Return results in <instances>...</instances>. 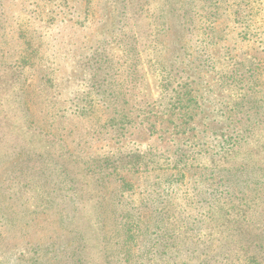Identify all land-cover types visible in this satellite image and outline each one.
Instances as JSON below:
<instances>
[{
    "label": "rangeland",
    "instance_id": "374dc122",
    "mask_svg": "<svg viewBox=\"0 0 264 264\" xmlns=\"http://www.w3.org/2000/svg\"><path fill=\"white\" fill-rule=\"evenodd\" d=\"M262 131L264 0H0V264H202L135 224L242 220Z\"/></svg>",
    "mask_w": 264,
    "mask_h": 264
},
{
    "label": "trees",
    "instance_id": "16d2710c",
    "mask_svg": "<svg viewBox=\"0 0 264 264\" xmlns=\"http://www.w3.org/2000/svg\"><path fill=\"white\" fill-rule=\"evenodd\" d=\"M8 63V62H5ZM17 63V62H16ZM11 64V63H10ZM9 64L8 69L15 70L18 72L19 68L17 64ZM102 71V67L97 70L94 78H98L100 72ZM113 78L112 76H108ZM104 88L101 84H98L95 87V91H97L98 95L101 97L100 101L104 103L107 99L106 92L103 90ZM115 92V91H114ZM115 94H112L111 98L115 97ZM264 131L259 135V143L258 147L253 149L250 155L256 156L258 160V166L261 167L262 177L259 180H255L252 186H244L243 188H238L239 197L233 199L229 197L227 202L233 203L229 204L230 208L234 207L237 210V214H242L243 219H239V217H229L227 213V208L224 210V218L220 223H217L215 228H212L213 225L208 224L206 227L209 230V238L204 239L194 236L193 232L197 231L195 224H187L185 227H177L169 229L164 228L166 225L162 224H148V223H136L135 228L139 232L147 233L152 227L156 229L154 232L155 238L152 239L154 244L150 246L151 253L153 254L155 261L157 262H169L172 257L175 259H179L181 256H184L185 259L192 260L199 259V255H205L207 260H203L204 264H209L211 260H215L217 257L223 256L224 253H229L236 257L234 262L231 264H242L241 260H249L252 262H256V264H263L258 261L256 257L262 256L264 257ZM248 151H250L248 149ZM243 172H250L252 165L247 162L243 164ZM254 172V170H252ZM227 206V207H228ZM254 207L256 211H251V207ZM249 211L252 212V216L250 215V220H248ZM256 217L259 218L262 222L256 220ZM255 219V222H254ZM161 223V222H160ZM163 223V222H162ZM142 224V225H141ZM130 226V225H129ZM104 227V226H103ZM102 227V228H103ZM118 230H116V233ZM135 235L139 236V234ZM73 239L79 241L80 245L83 244L82 241L79 240L78 234L74 236ZM107 242V238L104 237L101 244H105ZM215 243L217 244L214 247ZM52 247H42L36 245L35 254L37 255L39 252L46 251L45 254H49ZM169 250H174L171 252V258L168 257ZM229 250V251H228ZM228 251V252H227ZM252 252L254 255L252 258H249L244 255H248ZM35 255V256H36ZM167 256V257H166ZM180 256V257H179ZM38 257V255L36 256ZM153 258V259H154ZM152 259V260H153ZM219 259H217L216 264H218ZM202 263V264H203ZM222 263V262H221ZM201 264V262H200ZM227 264V263H226ZM255 264V263H254Z\"/></svg>",
    "mask_w": 264,
    "mask_h": 264
}]
</instances>
